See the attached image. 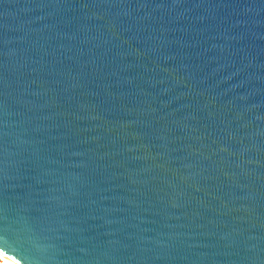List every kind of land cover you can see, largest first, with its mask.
Instances as JSON below:
<instances>
[{
	"label": "water",
	"instance_id": "water-1",
	"mask_svg": "<svg viewBox=\"0 0 264 264\" xmlns=\"http://www.w3.org/2000/svg\"><path fill=\"white\" fill-rule=\"evenodd\" d=\"M0 252L264 264V0H0Z\"/></svg>",
	"mask_w": 264,
	"mask_h": 264
},
{
	"label": "bare ground",
	"instance_id": "bare-ground-1",
	"mask_svg": "<svg viewBox=\"0 0 264 264\" xmlns=\"http://www.w3.org/2000/svg\"><path fill=\"white\" fill-rule=\"evenodd\" d=\"M0 261L2 264H18L8 256L4 255L3 253L0 252Z\"/></svg>",
	"mask_w": 264,
	"mask_h": 264
},
{
	"label": "built area",
	"instance_id": "built-area-1",
	"mask_svg": "<svg viewBox=\"0 0 264 264\" xmlns=\"http://www.w3.org/2000/svg\"><path fill=\"white\" fill-rule=\"evenodd\" d=\"M0 264H2V262L0 261Z\"/></svg>",
	"mask_w": 264,
	"mask_h": 264
}]
</instances>
